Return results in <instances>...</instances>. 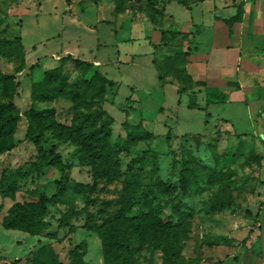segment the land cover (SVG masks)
Listing matches in <instances>:
<instances>
[{
	"label": "rangeland",
	"instance_id": "1",
	"mask_svg": "<svg viewBox=\"0 0 264 264\" xmlns=\"http://www.w3.org/2000/svg\"><path fill=\"white\" fill-rule=\"evenodd\" d=\"M152 1L154 7L147 0H0V48L12 54L0 61V102L21 114L29 109L47 112L32 119L34 129L55 146L65 174L81 190L65 194L72 208H49L48 227L40 235L5 226L11 208L37 205L39 196H52L61 180L56 168L42 175L34 171L40 154L26 138L28 120L21 118L8 139L12 149L0 155V187L12 183L15 188L13 197L0 189V264H33V254L45 248L53 250L58 264H106L96 228L124 213L141 217L151 205L164 224L181 228L180 264L240 253L254 241L263 261L264 147L253 138L255 128L241 110L233 120L235 135L219 125L222 105L206 109L204 94L197 93L200 108L191 109V94L178 92L177 83L183 91L189 83L182 69L186 59L176 50L173 35L185 25L175 18L188 17L184 7L202 0ZM192 12L197 17L200 10ZM161 31L168 32L166 45L159 43ZM211 38L205 18L197 38L200 48L208 47ZM16 41L20 50L13 48ZM22 54L25 70L5 79ZM62 64L67 81L59 93V79H47L45 73ZM96 70L117 84L116 96V89L101 95L100 82L85 84ZM129 97L138 102L141 114L127 106ZM100 111L105 114L90 118L86 126L109 125L111 157L106 165L91 157L79 129L84 115ZM166 185L170 192H164ZM176 210L190 217L180 222ZM135 260L167 264L163 249L148 242ZM45 261L50 264L49 258Z\"/></svg>",
	"mask_w": 264,
	"mask_h": 264
},
{
	"label": "trees",
	"instance_id": "2",
	"mask_svg": "<svg viewBox=\"0 0 264 264\" xmlns=\"http://www.w3.org/2000/svg\"><path fill=\"white\" fill-rule=\"evenodd\" d=\"M139 2L143 0H138ZM148 6L154 7L155 2L147 0ZM157 7V6H156ZM244 7L242 4L237 6L235 15L229 18L215 17V28H216V39L214 45H219L220 38L225 36L226 40L229 41L234 37V25L243 21ZM160 45H166L167 33L161 31ZM174 36H178L179 33L175 32ZM155 47L157 45H154ZM14 49L20 50V44L16 41L13 44ZM12 54L9 50L0 48V61L3 59H10ZM20 64L15 67L13 73H4L5 79L14 78L17 73H21L25 70V60L23 54L20 56ZM63 62V60H62ZM79 65L82 62L76 61ZM87 68H91V64H85ZM64 65H60L58 68L50 70L45 73L46 78L59 79L58 92H63L67 81V76L63 73ZM99 79V80H98ZM85 84L90 87L93 83H101L98 88L101 95L108 93L111 89H116L114 95H117V84L109 80L98 70L95 71L94 75L84 80ZM239 89V86L235 82H227L217 88H210L205 91V103L206 106L224 104L232 90ZM138 102L134 101L132 97L127 99V106L135 113L141 114V110L137 105ZM189 108L196 109L200 108L196 100V94L190 95ZM104 111H100L96 116L84 115L79 129L83 131L84 141L87 143L88 149L91 153V157L95 160H101L102 164L110 160L111 151L107 146V138L110 135L109 125L102 126L101 128H92V126H86L89 123L90 118L100 117L104 115ZM47 115L46 111L35 112L32 109L20 113L15 109L12 104H5L0 102V155L8 152L12 149V146L8 142L9 137L13 132L14 125L23 117L28 120V129L26 138L34 142L37 146L40 154L41 162H37L34 167V171L38 172L39 175L45 174L46 171L56 168L61 172V180L57 183V190L52 196L41 194L39 196V203L34 206L20 205L17 204L9 211V214L4 220V224L10 229H23L27 231L31 236H37L43 233L48 227L46 217L50 207H55L59 204H68L71 207L69 201L65 199V194L69 191L74 193H80L79 184L72 183L69 177L63 170V163L60 155L56 153L55 146L50 143L48 137L37 132L33 126V118L35 116L44 117ZM141 119H143L141 117ZM108 129H107V128ZM149 135H152L148 132ZM108 170V167H104ZM185 168L182 169L181 174L183 176ZM181 186L186 187L185 180H181ZM128 186H126L127 188ZM1 193L6 197L14 196V185L12 183L2 184L0 187ZM171 186H164V192H170ZM201 193V190H198ZM149 195H146L148 198ZM128 199L132 201V204L136 201L133 200L132 196ZM153 200H150L152 203ZM145 212L141 217L128 218L126 213L118 216L110 224H102L97 229V232L102 236L103 245L105 249L106 264H136L135 256L142 250L147 242L154 249H163L165 253V261L167 264H180L182 259L183 251V240L180 238L179 231L181 228L178 225H174L170 222L163 223L162 220L157 216L158 211L152 208ZM176 215L180 222L190 217V213L186 214L184 211L181 212L176 210ZM74 211L72 210L70 215L66 218V224L68 225ZM45 257L50 259V264H58L57 258L51 248H45L39 250L33 254V264H47Z\"/></svg>",
	"mask_w": 264,
	"mask_h": 264
},
{
	"label": "crops",
	"instance_id": "3",
	"mask_svg": "<svg viewBox=\"0 0 264 264\" xmlns=\"http://www.w3.org/2000/svg\"><path fill=\"white\" fill-rule=\"evenodd\" d=\"M240 4L244 7L243 21L234 25V37L227 41L222 36L219 45H214L215 17L235 15ZM195 8L200 10L197 17L192 14ZM184 9L189 13L188 17L180 19L174 15L177 23L185 25L178 31L180 34L175 43L178 44V53L182 52L186 59L182 69L189 88L183 91L177 83L178 92L204 94L205 102L207 89L235 82L239 89L232 90L228 100L220 104L223 110L218 114L219 125L232 129L237 135L233 120L239 111L245 110L247 119L255 128L253 138L264 147V0H202ZM231 12L230 16L224 15ZM205 18L210 22L212 38L210 45L201 49L197 38L204 31ZM238 136L253 139L251 134ZM256 250L254 241V245L247 250L242 248L240 253L225 254L222 258L204 257L199 264H263Z\"/></svg>",
	"mask_w": 264,
	"mask_h": 264
},
{
	"label": "water",
	"instance_id": "4",
	"mask_svg": "<svg viewBox=\"0 0 264 264\" xmlns=\"http://www.w3.org/2000/svg\"><path fill=\"white\" fill-rule=\"evenodd\" d=\"M261 251H262V256H263V264H264V222L261 228Z\"/></svg>",
	"mask_w": 264,
	"mask_h": 264
}]
</instances>
